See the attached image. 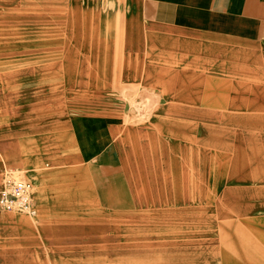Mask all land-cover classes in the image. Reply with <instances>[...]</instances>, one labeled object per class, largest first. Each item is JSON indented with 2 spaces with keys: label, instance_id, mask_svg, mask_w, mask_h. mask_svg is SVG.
<instances>
[{
  "label": "crops",
  "instance_id": "crops-1",
  "mask_svg": "<svg viewBox=\"0 0 264 264\" xmlns=\"http://www.w3.org/2000/svg\"><path fill=\"white\" fill-rule=\"evenodd\" d=\"M91 4L92 21L112 23V28L121 22L117 59L105 61L115 41L96 42L92 50L99 60L85 62L78 56L75 65L67 62L61 83L65 96L31 118L34 143L39 137L47 153L57 151L46 170L56 165L108 168L123 175L131 206L109 214L134 216L154 189L171 198L173 206L192 204L191 219L197 221L211 218L212 204L205 202L202 209L200 203L203 194L212 195L213 166L220 164L221 193H240L243 199L232 203L254 206L243 215L221 211V219L264 228V108H229L231 100H259L264 89V0ZM222 101L224 108L214 105ZM214 117H220L215 125ZM46 170L22 177L33 184V195L41 181L53 192ZM6 213L0 210V262L41 264L42 258L49 264L52 256L37 253L39 236L24 242L36 245L29 247L32 252L14 248L22 241L15 233L8 235L10 226L1 222ZM40 220L43 232L53 226Z\"/></svg>",
  "mask_w": 264,
  "mask_h": 264
},
{
  "label": "rangeland",
  "instance_id": "rangeland-1",
  "mask_svg": "<svg viewBox=\"0 0 264 264\" xmlns=\"http://www.w3.org/2000/svg\"><path fill=\"white\" fill-rule=\"evenodd\" d=\"M88 2L0 0V180L5 172L29 178L30 172L53 166L57 151L47 153L39 137L34 143L29 122L38 110L63 97L62 72L66 78L67 62L75 65L78 56L80 61H98L100 54L92 47L102 41H115L112 47L108 44L113 51L105 61L117 59L116 32L121 22L112 28V23L92 21V0ZM259 98L231 100L229 108H264L263 87ZM214 105L224 108L226 102ZM214 119V125L219 123L220 117ZM213 168L212 195L203 194L200 203L202 209L205 202L212 204L211 218L194 221L189 212L192 204L173 206L171 198L157 195L154 189L143 211L132 217L111 215L108 210L131 207L122 174L105 167L98 171L96 165H56L44 174L52 193L42 181L34 186L37 215L7 212L1 222L10 226L8 235L21 237L22 244L14 248L27 247L20 249L23 253L36 247L24 242L39 236L37 253L52 256L49 264H264V228L220 217L221 211L243 215L254 206L232 203L233 198L243 199L240 193H221V165ZM41 217L53 224L44 232Z\"/></svg>",
  "mask_w": 264,
  "mask_h": 264
},
{
  "label": "built area",
  "instance_id": "built-area-1",
  "mask_svg": "<svg viewBox=\"0 0 264 264\" xmlns=\"http://www.w3.org/2000/svg\"><path fill=\"white\" fill-rule=\"evenodd\" d=\"M0 210L36 216L33 184L10 172H5L0 187Z\"/></svg>",
  "mask_w": 264,
  "mask_h": 264
},
{
  "label": "bare ground",
  "instance_id": "bare-ground-1",
  "mask_svg": "<svg viewBox=\"0 0 264 264\" xmlns=\"http://www.w3.org/2000/svg\"><path fill=\"white\" fill-rule=\"evenodd\" d=\"M26 215V214H25ZM36 215H37V210H36ZM26 216H28V215H26ZM29 217V216H28ZM33 218V217H32Z\"/></svg>",
  "mask_w": 264,
  "mask_h": 264
}]
</instances>
